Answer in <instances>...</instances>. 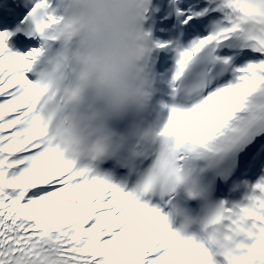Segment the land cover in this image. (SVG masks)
Instances as JSON below:
<instances>
[{
	"label": "snow or ice",
	"instance_id": "1",
	"mask_svg": "<svg viewBox=\"0 0 264 264\" xmlns=\"http://www.w3.org/2000/svg\"><path fill=\"white\" fill-rule=\"evenodd\" d=\"M44 6L55 0H32L23 23ZM197 20V34L176 49L171 101L161 107L163 131L203 145L251 94L264 95V0H199L183 22ZM11 35L0 31V264H264V177L241 200L197 217L184 211L176 227L174 197L141 194L100 167L115 154L107 134L81 122L69 141L77 162L64 161L45 128L53 108L64 111L62 86L38 92L41 48L12 51Z\"/></svg>",
	"mask_w": 264,
	"mask_h": 264
},
{
	"label": "clouds",
	"instance_id": "2",
	"mask_svg": "<svg viewBox=\"0 0 264 264\" xmlns=\"http://www.w3.org/2000/svg\"><path fill=\"white\" fill-rule=\"evenodd\" d=\"M149 3L55 0L53 9L44 6L32 14L25 31L40 41L41 53L33 68L37 91L62 86L64 111L57 116L53 108L45 128L62 145L64 161L77 162L69 141L81 122L107 134L115 153L108 158L135 166L132 187L141 194L174 197L173 204L181 210L174 223L182 228L187 223L184 211L197 217L215 203L207 194L196 195L206 189L203 173L264 130V95L253 93L242 102L212 142L200 145L182 133L163 131L162 107L158 111L150 107L155 80L151 53L160 45L144 26ZM50 11L55 23L49 19ZM193 83L185 81L181 86ZM153 111H157L154 116ZM85 157L86 153L79 162L87 163ZM198 198L200 206L192 209L188 201Z\"/></svg>",
	"mask_w": 264,
	"mask_h": 264
},
{
	"label": "bare ground",
	"instance_id": "3",
	"mask_svg": "<svg viewBox=\"0 0 264 264\" xmlns=\"http://www.w3.org/2000/svg\"><path fill=\"white\" fill-rule=\"evenodd\" d=\"M154 2H155L154 13L156 15V18H159L160 23L158 22V27L155 28L153 35H154V40L157 41L158 44L160 45L158 47V52L161 57V66L163 68L162 75H158L156 78L158 84L155 90H156V96H157L158 101L161 104H163V103H169V101H167V99L164 98L165 95L162 92L163 90H160V89L162 87L164 88V90L167 87L170 89L169 80L171 79L172 70L174 69L171 63L172 61L175 62L176 49H177L175 44L178 43L171 38V35L168 30L169 26L162 24V22L169 21L168 14H167L168 3L169 2L177 3L180 6V9L184 10V13H185L184 19H185L187 15V10L190 7L197 6L199 3V0H155ZM186 25H187L188 30L194 33V35L197 34L196 29L202 27L199 20H197V23L195 25L193 24V21H189ZM201 34H206V32H202ZM192 38L182 45L186 46L192 40ZM39 45L40 43H37L36 45L31 46L30 48L39 47ZM30 48H27L25 50H20L19 53H25ZM256 162L259 163L260 167L262 168V172H264V147L260 149L259 154L256 158ZM261 177H257V179L255 180L246 181L242 196H244L245 193L248 191L249 186L255 184Z\"/></svg>",
	"mask_w": 264,
	"mask_h": 264
}]
</instances>
